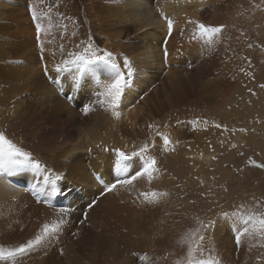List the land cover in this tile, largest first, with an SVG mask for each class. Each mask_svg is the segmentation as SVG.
Masks as SVG:
<instances>
[{"label":"bare ground","instance_id":"obj_1","mask_svg":"<svg viewBox=\"0 0 264 264\" xmlns=\"http://www.w3.org/2000/svg\"><path fill=\"white\" fill-rule=\"evenodd\" d=\"M81 1V8L80 3L68 0L67 5L60 10L58 6L44 2L51 8L48 11L42 10V0H0V131H6L9 138L31 151L60 176L57 183L62 187L56 197L58 199L54 198L51 204L37 203V196L32 189L43 183L42 175L35 176L30 172L0 175V247H14L34 239L43 223L56 220L60 206L67 209L69 214L84 218L87 204L95 199L96 205L84 219L91 231L78 234L80 246L72 264H187L190 251L194 260L209 259L213 252L218 251L220 243H230L225 241V234L230 230L226 227L224 217L212 219L221 210V201L219 204L213 201L211 207L206 206L210 215L202 218L199 208L204 202L198 201V196L201 197L200 192H204L205 196L201 198L207 201L206 193L215 191L213 178L222 181V177L227 178L230 173L223 164L209 166L207 158L201 154L203 146L197 139L188 143L187 133L181 124H186V119L194 115L191 110H195L196 100L206 104L227 98L229 85L226 68H221V71L218 68L216 75L205 72L207 67L209 70V65L216 67L221 62L223 49L216 51V42L208 46L199 41H190L189 33H193V26L186 25L188 19L203 22L201 16L197 18L199 9L211 0ZM259 3L263 6L264 0H259ZM30 6L41 16L46 29L41 36L43 59ZM157 7L175 21L174 33L167 45V58L163 53L165 31L161 27ZM209 22L218 24L221 20L212 17ZM49 23L52 25L50 29ZM185 28L183 35L178 36L177 30ZM90 34L100 47L114 53L123 52L133 61L135 83L119 109V118L113 115L105 97L100 98L104 101L102 106L95 103L93 92H102L103 88H95L91 77H87L88 83L78 93L70 94L69 91H73L70 84L72 72L65 73L64 93L59 94L44 76L45 66L49 76L56 75L53 68L61 62V44L64 45V58L71 59L68 54L82 52L83 49H77L76 45L87 44ZM194 47H198L197 54H202L204 48L209 51L212 47L216 51L213 56H217V53L220 60H213L211 55L210 63V59L202 58L206 56V53L203 54L204 68L200 67L203 80L187 76L182 82L177 76L179 67L173 68L171 65L176 62V58L171 55L179 53L171 54L170 50L175 48L174 51H184L185 63V54ZM11 61L20 63L13 64ZM151 69L156 73L165 71L164 75L170 80L168 88L148 89L141 96L139 91L143 92L151 85L148 79L151 78ZM211 75L217 78L204 82ZM197 87L200 98L193 99ZM66 95L74 96L75 99L69 101ZM82 98L84 104L93 108L87 115L80 111ZM182 98H186L184 107H191L188 110L190 114L184 111ZM78 101L80 107L77 110L68 105L73 102L76 107ZM140 117L146 121L144 128L138 130L135 124ZM150 124L154 127L149 128ZM58 130L61 139L57 142L61 145L50 149L47 147V138L42 135H51ZM157 130L171 141L166 151L163 140L154 136ZM235 133L238 141L240 131ZM218 134L219 131L216 138L223 141L226 134ZM195 141L198 143L194 144ZM144 143L155 145L147 153L157 160L159 171L154 174V178L151 181L147 177L138 179L131 187L118 188L101 196L104 187L91 180L90 176L97 172L107 183L112 182L105 162L109 154L100 153V149L95 146L102 144L109 148L133 151ZM255 143L264 157V137L257 138ZM89 148L93 149L92 153L88 152ZM137 170L139 168L133 165L132 173ZM206 176L212 179L207 180ZM262 181L255 197L256 202L261 197L262 205L257 206L263 209L264 179ZM72 183H78L76 186L80 187L81 192L88 194L87 201L77 199L74 205L66 202V199H71L68 188ZM153 191L158 194L156 202L149 203L153 197L149 195L146 200L141 194ZM159 193L166 195L160 196ZM261 217L264 214L255 217L256 226H259L257 233L252 232V236L244 238L239 247H230L231 256L239 263H243L248 256L249 260L245 264H264V226L259 224ZM209 221H214L215 226L207 229L206 239L201 246L200 235L205 234L201 225ZM247 245L253 247L249 255L245 253ZM0 264L62 263L58 262L56 255L49 251L44 242L22 260L0 261Z\"/></svg>","mask_w":264,"mask_h":264},{"label":"rangeland","instance_id":"obj_2","mask_svg":"<svg viewBox=\"0 0 264 264\" xmlns=\"http://www.w3.org/2000/svg\"><path fill=\"white\" fill-rule=\"evenodd\" d=\"M44 2H50L51 6H58V9H61L63 6L67 5L66 3L68 0H42V5L44 7L42 10L47 9L49 11L51 8H49ZM73 2L80 3L79 8H81V2L83 1L71 0V3ZM198 13L197 18L199 19L201 16L202 21L206 24L211 23L209 20L214 17L218 21L221 20V22L218 24L211 23L210 25L223 24L226 26L224 32L218 38V42H216V46L214 47L216 51H218L219 48L223 49L221 62H219L216 67L212 64L209 65V70L207 67L205 72L214 73V75H216V73L218 74V68H220L218 71L226 68L225 74H227L229 87L227 88V98L224 100L217 99L206 104H202L201 100H196L197 104L194 105L196 108L195 110H191L194 115H191L186 119V124L181 125L183 126L182 129L187 133L186 141H188V143H193L194 139H197L200 146H203L201 154L207 158L209 166L223 164V166L228 169L230 173V176L227 178L222 177V181H218L213 178L212 181L215 185V191L208 190L209 192L206 193L207 201L201 198L205 196V193L200 192L201 197L198 196V201L204 202V205L199 208L200 216L202 218L208 217L210 214L207 212L208 210L206 209V206L210 205L211 207L213 201H217L215 204H219L221 201L220 207L222 208L214 214L212 219H215L216 217H224V213L233 212H238L243 216L251 215L257 218V215L262 216V214H264V208H258L257 206L258 204L262 205L261 197L257 202L255 197L262 186L264 169L250 166L248 161L249 158H252L258 163H264V157L259 153L260 148L255 143L257 138L264 137V88L260 87L261 84H264V5L260 6L259 0H211L204 7H201ZM76 23L77 21L74 20V24ZM180 30L181 29L177 30L178 36L181 35ZM189 34L192 35L191 32ZM249 44L252 45L251 48L248 47ZM174 49L170 50V53L173 54L176 52L179 54L171 55L173 58H176V62L171 63V65L173 68L179 67L177 69L180 71L177 76L182 80V82L187 76L193 77L197 80L200 79L201 81L202 78L200 75L202 70H200V67L204 68L202 58L210 59H207L209 62L212 59H219L217 58V53V56H213L216 51H214L212 47L209 51L204 48V52L202 54H197L198 47H194L185 54L187 61L184 63V51L182 52L181 49H178L182 53V58H180L181 53L178 52L177 49L174 51ZM205 53L206 56L202 57ZM211 55L214 58L211 59ZM210 66H213L212 69H210ZM213 68H215L216 71ZM241 68L244 69L243 72L240 71ZM151 71V78H148L151 81V85L143 92L140 90L139 95L145 93L148 89L156 90L157 88H168L170 80L164 75L165 71H158L157 73L153 71V69H151ZM43 73L45 76V72ZM246 73H250V75H247ZM214 75H211V77L207 78L204 82L217 78ZM46 79L50 82L48 78ZM198 89L199 88L197 87L194 92L195 95L192 96L193 99L200 98L198 96ZM249 89L252 91L250 92ZM200 92L203 96V92ZM240 92L241 94H239ZM69 93L73 94V91H69ZM82 99L80 111L84 104L83 101H85L84 98ZM181 101L183 103V108L186 109L184 111L191 109V107L190 109L184 107L186 98H182ZM72 104L75 103H71V105ZM68 105L76 110L80 107L79 101L76 102V107L73 105L71 106L70 104ZM187 105L189 104H186L185 106ZM241 111L243 112L241 113ZM188 113L185 115H188ZM144 117H140L138 119V122L135 124L137 127L136 129L139 130L144 128V123L146 121ZM183 121H185V119H183ZM216 124H220L221 127H215ZM241 128L243 131H241ZM59 131L60 130L52 132L51 135L47 136L42 135V137L47 138L46 143L48 144V148H57L58 145H61V143L57 142V140L61 139L59 137ZM217 131H219L220 134H226L223 141L216 138ZM238 131H240V135L238 141H236L235 132ZM196 143L198 142L195 141L194 144ZM93 172L95 171H92V173ZM211 174L216 176L214 173ZM90 179H93L92 174ZM206 179L208 180L212 178L206 176ZM76 185H78V183H72V185L68 188L71 194V199H66V202L70 205H74L77 199L82 201L87 199L88 196L85 192H81L80 187ZM225 189L227 190L225 191ZM218 197H222V199ZM200 205H202V203ZM60 208L64 207L60 206L58 207V210ZM84 219L85 218L69 214L65 217V225L59 234L46 241V246L49 248V251L56 255L58 262H61L62 264H72L74 261V254L80 246L77 242L78 234H86L88 230L91 231L90 226L84 221ZM224 219L227 229L230 230V232L225 234V241H230V243L227 245L225 243H220L217 246L218 251L213 252L210 255V258L213 260H220L221 264H245V262L249 260L248 256L244 258L243 263H239L230 254V247H237L234 241V233L237 228H239L241 232H244V229L247 228V232L241 237L242 244L244 238L247 239L248 236L253 235L252 232L257 231L258 225L256 226L255 219L252 222H247L241 219L239 215L236 217H229L227 219L224 217ZM254 244L257 245L256 243ZM252 248L253 247L251 245L245 246V253L249 255ZM121 264L128 263L123 262Z\"/></svg>","mask_w":264,"mask_h":264},{"label":"snow or ice","instance_id":"obj_3","mask_svg":"<svg viewBox=\"0 0 264 264\" xmlns=\"http://www.w3.org/2000/svg\"><path fill=\"white\" fill-rule=\"evenodd\" d=\"M29 11L31 13V19L34 22L36 39L41 51V59H43V42L41 36L45 33L46 29L42 23L41 16L30 6ZM156 12L160 17L161 27L164 28L165 35L163 36V53L164 57L168 56V42L172 38L174 33L175 21L172 17L167 15L161 8L157 7ZM186 25L193 26V33L190 37V41H199L207 45H212L218 42V38L222 35L225 30V25H210L199 20L188 19ZM52 27L49 23L48 28ZM181 35L186 31L181 29ZM248 47H252L251 44ZM77 49H83L81 51H74L69 53L71 59L64 58V45L61 44L59 51L61 52V62L57 63L53 71L56 75L49 76L48 69L45 66L44 72L46 78L49 79L50 83L59 94L64 93L65 84L63 83V76L65 73L72 72L70 76V84L74 93H78L80 89L88 83L87 77H91V83L95 88H103L102 92H93V96L96 98L95 103L102 106L104 101L101 97H105L108 101V107L112 110L115 117L119 118L121 113L119 111L121 105L124 103L126 95L131 87L135 83L136 70L133 68V61L130 57L123 52L114 53L109 51L107 48H102L97 45L93 39V35H88L87 44L76 45ZM10 63L16 64L19 61H11ZM250 65V62H249ZM244 71L243 68L240 69ZM250 75V73H246ZM264 88V84L260 85ZM251 92L252 90L249 89ZM67 100H74V96L65 97ZM93 108L84 104L82 106V113L87 115ZM149 128H153V125H148ZM215 127L220 128V124H216ZM243 131V129H241ZM154 136L160 137L163 140L164 150H167V146L171 143L167 135L162 134L159 130L154 133ZM155 145H149L144 143L138 150L125 151L121 148H109L106 145L97 144L95 147L100 149V153L109 154L106 158V164L109 170V175L112 182H103L104 191L100 193L101 196L106 193L113 192L118 188L131 187L138 179L147 177L149 181L154 178L159 170L157 168V160L154 156L147 155L150 147ZM89 153L93 152L92 148L88 149ZM99 155V154H97ZM137 158L139 162H137ZM250 166L264 169V163H258L256 160L249 158L248 161ZM133 165H136L139 170L135 171L134 174L131 171ZM30 172L35 176H43V183L39 187H33V191L37 196V203L51 204L60 192L62 187L58 185L57 181L60 180V176L53 173L52 169L43 164L38 158H36L31 151L26 150L14 139L9 138L6 131H0V175L11 176L13 174ZM27 190V189H26ZM227 189H225L226 191ZM147 200L148 196L153 197L149 200V203H155V197L158 195L156 192L142 193ZM160 196L166 195V193H159ZM97 200H92L88 203L83 213L84 218L87 219L88 212L94 208ZM69 215V212L65 208H60L57 213L55 221L45 222L40 226L38 234L35 235L34 239H28L26 242H21L18 246L14 247H0V261H16L17 259H23L27 254L42 243L50 240L53 236H57L65 225V217ZM240 216L241 219L252 222L255 217L243 216L238 212L224 213V217ZM259 224L264 226V217L259 218ZM215 222L209 221L207 224H202L201 228L205 234L200 235L201 246L203 241L206 239V231L209 228H214ZM247 232V228L244 232H241L239 228L234 233V241L237 247L241 245V237ZM187 264H221L220 260L200 259L194 260L191 258V251L189 253V260Z\"/></svg>","mask_w":264,"mask_h":264}]
</instances>
